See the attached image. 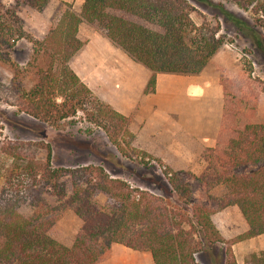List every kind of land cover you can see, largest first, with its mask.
Wrapping results in <instances>:
<instances>
[{"label": "trees", "instance_id": "obj_1", "mask_svg": "<svg viewBox=\"0 0 264 264\" xmlns=\"http://www.w3.org/2000/svg\"><path fill=\"white\" fill-rule=\"evenodd\" d=\"M50 1L14 0L0 6V62H8L3 49L29 38L18 10L25 6L42 11ZM190 1L195 2L84 0L78 13L64 11L41 41L30 38L33 54L28 70L34 84L29 90L17 84L15 90L0 82V100L15 107L16 113L50 125L82 112L120 154L134 151L130 119L98 98L69 67L83 45L77 38L79 26L96 25L115 48L149 70L144 93H153L157 74L198 75L225 45L218 36L219 23L197 26L192 21ZM232 1L243 11H252L255 24L264 29L263 0ZM224 18L233 25L244 24L231 15ZM219 83L223 103L215 145L202 151L206 167L199 177L187 174L207 193L222 186L221 198L208 196L210 207L191 205L190 184L177 172L162 173L167 192L190 205L189 216L168 208L159 196L112 179L100 166L53 168L49 146L45 163L4 148L11 167L0 186V264H99L115 244L149 252L153 264H198L197 255L226 245V264H236L231 247L264 235V115L258 112L264 82L253 76L250 63H243L233 77L220 76ZM66 181L71 189L65 204L81 221L71 246L56 240L58 210L43 200L48 190L62 195ZM99 196L106 198L108 206L96 205L94 199ZM25 200L34 205L30 217L19 212ZM228 207L238 209L248 229L226 241L211 216ZM247 264H264V251L252 253Z\"/></svg>", "mask_w": 264, "mask_h": 264}, {"label": "rangeland", "instance_id": "obj_2", "mask_svg": "<svg viewBox=\"0 0 264 264\" xmlns=\"http://www.w3.org/2000/svg\"><path fill=\"white\" fill-rule=\"evenodd\" d=\"M13 1L0 0V6H7ZM261 2L264 3V0ZM190 5L193 9L192 21L197 26L204 22L212 25L219 23L218 36L223 37L225 41V45L207 67L217 72L219 76L233 77L243 63H250L253 76L264 82V29L255 24L253 12L243 11L232 0H195V2L190 1ZM68 9L78 13L81 6L79 2L64 3L60 0H51L42 11H35L25 6L18 10V16L29 38L19 40L12 49L2 50V53L8 57V62H0V82L3 85L11 86L15 90L17 84L25 90L32 87L34 78L32 70H28L33 54V44L30 38L34 41H41L56 25L62 13ZM225 14L231 15L244 24L238 26L226 22ZM99 34L103 35L96 25L82 23L79 26L77 38L79 37L82 43L92 40L97 41L98 44ZM83 62L75 59V67L71 68L70 65L69 67L76 74L81 67L85 70ZM16 112L15 107L8 106L0 100V186L5 183L11 167L10 155L2 153L1 149L6 148L9 152L14 148L16 152L31 156L39 163H45L46 147L49 146L53 168L72 170L87 166H100L112 179L122 180L133 188L159 196L168 208L191 215L190 205L181 204L175 195L166 190V179L162 173L172 171V169L134 148L132 142L130 147L134 151L126 150V155L120 154L108 141L104 131L88 121L82 112L56 125L42 123ZM258 112L260 116L264 115V94L260 97ZM120 139L124 143L129 142L126 137ZM164 140L168 141L169 137H164ZM192 164L194 169L196 168L195 171L202 168V162L199 160L192 161ZM204 164L205 169L206 163ZM174 172L190 184L191 205L200 204L210 207L207 203L208 196L219 199L225 194L222 186H216L208 193L204 191L199 181L188 177L187 173L195 175L192 170L177 169ZM199 175L195 176L199 177ZM65 184L62 195V192L56 195L48 190L44 193L43 200L48 207L58 210V213H55L57 215L56 240L65 246H71L81 221L65 204V199L71 189L69 181ZM94 201L97 206H108L104 196H99ZM33 206L29 200H25L20 205L19 212L24 217H30ZM211 218L215 226H219L224 234L230 236L226 241L242 234L246 225L236 207H228ZM114 247L113 254L109 253L99 264H153L149 252L132 251L121 245ZM226 248V245H219L212 251L197 255L196 261L198 264H226ZM262 248H264V238L261 240L258 238L256 242L243 241L234 244L231 252L236 264H247L249 256L252 253L261 252Z\"/></svg>", "mask_w": 264, "mask_h": 264}, {"label": "crops", "instance_id": "obj_3", "mask_svg": "<svg viewBox=\"0 0 264 264\" xmlns=\"http://www.w3.org/2000/svg\"><path fill=\"white\" fill-rule=\"evenodd\" d=\"M60 1L79 2L80 6L84 3V0ZM96 42H83L69 65L75 67V59L84 61L85 70L81 67L76 71L80 80L103 102L130 119L132 146L172 171L189 169L195 175L202 173L205 164L201 154L204 149L214 147L222 113L219 74L208 67L193 76L159 73L154 92L145 94L151 72L130 60L104 35L99 34ZM166 136L168 141L164 140ZM198 160L202 168L195 171L192 161ZM215 228L224 240L230 237L219 226ZM247 229L245 225L242 232ZM258 238L261 240L264 235L246 241L256 242ZM114 246L118 245H112L110 254Z\"/></svg>", "mask_w": 264, "mask_h": 264}]
</instances>
